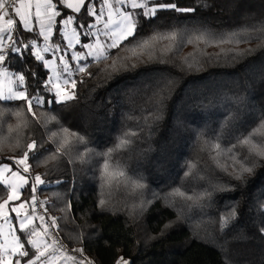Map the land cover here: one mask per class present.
<instances>
[{"label":"trees","instance_id":"obj_1","mask_svg":"<svg viewBox=\"0 0 264 264\" xmlns=\"http://www.w3.org/2000/svg\"><path fill=\"white\" fill-rule=\"evenodd\" d=\"M176 2L195 10L161 12L140 31L142 38L177 34L174 41L154 42L156 60L111 77L103 71L84 77L76 100L46 113L56 115L59 124H37L25 112L31 123L21 127V141L43 136L45 147L54 149L48 137L60 125L85 135L94 151L115 149L120 139L130 141L112 152L109 171L124 170L147 185L136 194L124 188L123 178L102 189L105 157L92 155L81 163L77 157L84 145L72 137L67 154L48 160L47 166L43 161L52 153L32 161L36 171L48 173L49 183L40 193L49 196V211L61 217L65 214L59 209L72 204L66 218L59 219L60 234L96 264H115L119 257L130 264H264V237L258 232L264 224L259 207L264 203V168L245 175L246 187L234 181L227 185L234 191L216 190L225 185L218 176L228 161L225 150L259 127L264 114V0ZM11 67L19 70L22 64ZM104 67L93 63L89 70ZM36 71L43 76L48 70ZM9 103L23 107L22 102ZM17 122L9 116L0 121V135L9 137L8 144L17 136L8 133V124ZM216 143L219 155L212 147ZM20 151L3 147L0 158ZM56 179L70 183L57 185ZM177 188L193 200L170 195ZM205 190L213 192L212 198L197 200ZM101 198L106 201L103 212ZM233 206L238 219L221 230L219 218Z\"/></svg>","mask_w":264,"mask_h":264},{"label":"snow or ice","instance_id":"obj_2","mask_svg":"<svg viewBox=\"0 0 264 264\" xmlns=\"http://www.w3.org/2000/svg\"><path fill=\"white\" fill-rule=\"evenodd\" d=\"M194 10L179 7L176 0H0V121L5 116L15 117L18 121L15 126L9 123L7 128L8 133H17L15 143L8 144L9 137L0 135V149H21L19 155L0 158V191L3 192L0 195V264H57L58 259L70 264H93L83 258V248L72 249V252L80 253L78 258L68 253L55 235L60 230L58 218L50 215L48 201L37 194L43 190L42 186L49 183L45 179L48 173L36 171L32 161H38L44 153H52L43 161L47 166L48 160H56L68 153L71 147L69 137H72L77 144L84 145L83 154L77 157L81 163H86V158L92 155L105 157L100 173L102 189L123 178L120 182L124 188L130 194H136L147 185L140 179H133L124 170L109 171L112 152L130 141L120 139L115 149L94 151L87 147L89 141L85 135L69 132L67 127L60 125V131H52L48 137L56 144L54 149L45 147L47 142L43 136L22 143L20 129L31 123L25 112L37 124L43 122L46 126L53 121L59 124L56 115L46 113L76 100L78 84L86 83L84 77L91 79L100 71L111 77L115 73L135 70L138 63L156 60L155 41L176 39L175 32L142 38L140 31L145 24L151 25L164 11ZM40 37L43 38L42 45ZM46 53L51 54L50 59L46 58ZM29 60H32L31 64ZM17 61L22 67L13 70L11 65ZM93 63L105 67L92 72L89 69ZM37 68L48 71L41 76ZM9 102H22L23 107ZM37 109L42 110L39 116ZM212 147L217 150V155L222 151L219 143ZM225 151L228 161L220 166L218 173L225 185L216 186V190L234 191L235 187H227L234 181H243L246 187L245 175L254 176L258 168H264V114L259 127L246 136L237 137V143ZM39 166L37 162L36 167ZM129 171L134 172L135 169ZM184 175L188 176L189 172ZM55 183L61 185L70 181L56 179ZM25 193L27 199L24 198ZM170 195L193 200V196H185L179 188ZM212 195V191L205 190L196 199H211ZM153 196L160 199L156 193ZM98 203L103 212L105 199H99ZM144 203L141 204L142 209ZM259 207L261 215H264V203ZM70 208L71 203L60 208L59 211L65 215L59 219H65ZM238 215L233 206L230 212L220 216V229H226L230 221L238 219ZM258 232L264 237V224L258 226ZM115 264H130V261L119 257Z\"/></svg>","mask_w":264,"mask_h":264},{"label":"built area","instance_id":"obj_3","mask_svg":"<svg viewBox=\"0 0 264 264\" xmlns=\"http://www.w3.org/2000/svg\"><path fill=\"white\" fill-rule=\"evenodd\" d=\"M37 194L40 196L41 199H46V200H47V196H46V195H42V194L40 193V191H39ZM49 213H50V215H54V216H56V217L58 218V223H59L60 214H59V213H52V212H50V211H49ZM59 225H60V224H59ZM55 235L60 239L61 243L64 245V248H65V250H66L68 253H70V254H72V255H75V256H77L78 258H80V253H78V252H72V249H74V248H77V249H78L79 247H72V246H70V245L64 240V238H63L62 235L60 234V231L57 232ZM83 258H86L87 260H91V261L93 262V264H96V262H95V261H94L89 255H87V254H85V253H83Z\"/></svg>","mask_w":264,"mask_h":264},{"label":"crops","instance_id":"obj_4","mask_svg":"<svg viewBox=\"0 0 264 264\" xmlns=\"http://www.w3.org/2000/svg\"><path fill=\"white\" fill-rule=\"evenodd\" d=\"M40 38H41V40H39V43L42 45L43 38L42 37H40ZM65 46H66V42H65ZM77 49H79V46H77ZM45 56H46V58H49V59L51 58V54L50 53H46ZM57 264H70V262H66V261H64L62 259H58L57 260Z\"/></svg>","mask_w":264,"mask_h":264},{"label":"rangeland","instance_id":"obj_5","mask_svg":"<svg viewBox=\"0 0 264 264\" xmlns=\"http://www.w3.org/2000/svg\"><path fill=\"white\" fill-rule=\"evenodd\" d=\"M77 50H79V49H77ZM69 56H70V52H69ZM42 195H46V194H42ZM46 196H47V201L49 202V196L48 195H46ZM24 198L27 199V194L26 193H25ZM0 223H2V221H0ZM0 242H2V239H0Z\"/></svg>","mask_w":264,"mask_h":264}]
</instances>
